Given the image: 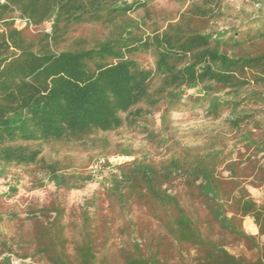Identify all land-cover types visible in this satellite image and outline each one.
Returning <instances> with one entry per match:
<instances>
[{
	"label": "trees",
	"instance_id": "obj_1",
	"mask_svg": "<svg viewBox=\"0 0 264 264\" xmlns=\"http://www.w3.org/2000/svg\"><path fill=\"white\" fill-rule=\"evenodd\" d=\"M153 1L0 0V178L10 168H38L41 186L74 191L96 184L80 213L73 257L65 251L57 206L29 212L35 254L48 264H96L91 229L98 202L125 218L134 235L128 217L134 208L162 232L156 244L130 240L120 253L123 264H164L163 241L192 250L194 264H264V244L257 242L264 237V204L241 185L238 160L250 152V186H264V49L257 44L264 42V21L253 33L218 31L212 24L223 16L222 0H181V13L158 23L148 16ZM140 10L147 16H131ZM46 24L48 31L28 30ZM83 27L93 32L64 46ZM187 107L221 120L224 129L199 145H165L171 115ZM123 129L169 155L108 163L107 136ZM47 148L94 151L104 161L96 176L79 173L70 155L47 158ZM115 154L131 156L125 148ZM245 217L256 236L243 231ZM213 229L251 255H231L210 235ZM7 250L0 264L12 263Z\"/></svg>",
	"mask_w": 264,
	"mask_h": 264
},
{
	"label": "rangeland",
	"instance_id": "obj_2",
	"mask_svg": "<svg viewBox=\"0 0 264 264\" xmlns=\"http://www.w3.org/2000/svg\"><path fill=\"white\" fill-rule=\"evenodd\" d=\"M185 6L181 0H154L149 6L150 14L148 16L151 20L160 23L167 17L181 13ZM221 8L223 16L212 24V27L218 31L234 30L243 34L253 33L264 21V0H222ZM131 16L142 19L147 14L140 10ZM15 27L22 29L24 23L16 20ZM48 29L49 26L46 24L39 30H35L31 26L28 30L31 33H36L40 30L48 31ZM92 30L89 27L77 29L64 46L77 37L90 35ZM257 44L264 49V42ZM141 59L145 63L150 62L148 57L143 56ZM158 115L155 114L153 117L156 123H158ZM223 129L221 120L213 121L206 118L201 110L191 111L187 107L171 115L170 124L162 134V138H164L165 145L179 143L182 146H195L201 144L206 135ZM225 137L228 139L229 148H232L234 140L230 135ZM107 140L109 142L107 150L112 154L121 148L128 149L131 153L129 157L117 154L109 155L106 160L112 165L127 163L142 156L157 162L169 155L167 151H164L165 148L160 149L152 145L145 135L127 129L110 134L107 136ZM67 151L65 148H60V150L47 148L45 155L47 158H62L67 154L70 155L73 170L79 173H90L96 176L100 171L104 157L97 155L98 152ZM249 154L250 152L238 157L240 161L239 178L241 185L248 191L253 201L257 205H263L264 186L259 188L250 186L252 172L247 162ZM43 175L38 168H10L6 170L5 177L0 178V253L7 255L9 253L7 249L10 248L13 253L11 264H48L35 254L34 232L32 222L28 219L32 209L37 210L42 206L52 205L57 206L62 212L61 224L64 229L65 251L70 257H73L74 248L81 241L82 219L80 213L85 203L96 194V184H87L79 190L66 191L56 189L45 181L41 186L38 182L43 179ZM226 175L227 173H224V176ZM11 187L15 188V191L10 190ZM96 207L97 211H95ZM96 207L93 210L95 221L91 229L95 238L96 264H123L120 253H123V249L128 248L127 243L130 240L136 239L141 245H149L148 243L153 241L156 244V241L163 236L154 221L137 208H134L128 216L135 225L136 234L134 235L130 232L131 228H126L125 218L114 217L105 208L106 205H100L99 202ZM13 215H16L17 218H13ZM241 225L246 234L257 235V228L249 217L243 218ZM210 235L213 239L220 241L231 255L247 257L251 255L244 246L234 242L217 229L211 230ZM257 242L261 245L264 244V237H258ZM3 243H5V247L2 246ZM163 244L166 246L160 250V259L164 264H194L192 250L177 249L174 244L169 242L163 241Z\"/></svg>",
	"mask_w": 264,
	"mask_h": 264
}]
</instances>
